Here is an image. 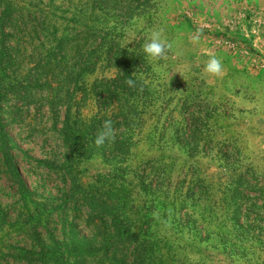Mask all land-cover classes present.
Instances as JSON below:
<instances>
[{
    "label": "rangeland",
    "instance_id": "1",
    "mask_svg": "<svg viewBox=\"0 0 264 264\" xmlns=\"http://www.w3.org/2000/svg\"><path fill=\"white\" fill-rule=\"evenodd\" d=\"M262 133L264 0H0V264H264Z\"/></svg>",
    "mask_w": 264,
    "mask_h": 264
},
{
    "label": "clouds",
    "instance_id": "2",
    "mask_svg": "<svg viewBox=\"0 0 264 264\" xmlns=\"http://www.w3.org/2000/svg\"><path fill=\"white\" fill-rule=\"evenodd\" d=\"M201 38V31L190 36L192 43H199ZM143 52L151 61H160L167 59L168 53L172 50L173 44L164 38V29L152 31L150 37L142 46ZM209 59L204 65V73L211 77H219L223 74L222 59L213 54H208ZM125 83L130 88H136L137 83L134 79H127ZM116 130L113 127V121L106 119L103 121L101 128L98 130L94 139V144L97 148L103 147L106 143L111 144L115 141ZM153 217L157 220L160 219V213L153 212Z\"/></svg>",
    "mask_w": 264,
    "mask_h": 264
},
{
    "label": "trees",
    "instance_id": "3",
    "mask_svg": "<svg viewBox=\"0 0 264 264\" xmlns=\"http://www.w3.org/2000/svg\"><path fill=\"white\" fill-rule=\"evenodd\" d=\"M0 146H1L3 159L5 160L7 164V172H8L9 178L14 183V185L19 188L20 191L22 192L26 191V186L23 182V179L20 173L18 172V170L16 169V167L14 166V164L12 163V157L9 153L8 145L2 141L0 142Z\"/></svg>",
    "mask_w": 264,
    "mask_h": 264
},
{
    "label": "crops",
    "instance_id": "4",
    "mask_svg": "<svg viewBox=\"0 0 264 264\" xmlns=\"http://www.w3.org/2000/svg\"><path fill=\"white\" fill-rule=\"evenodd\" d=\"M258 118V117H257ZM256 125V124H255ZM256 129H259L260 130V128H258V126L256 125ZM259 143H261L262 144V149H264V133H262L261 134V138H259Z\"/></svg>",
    "mask_w": 264,
    "mask_h": 264
}]
</instances>
